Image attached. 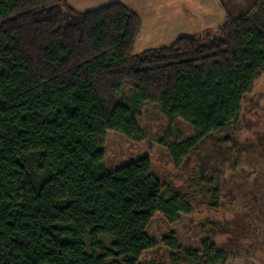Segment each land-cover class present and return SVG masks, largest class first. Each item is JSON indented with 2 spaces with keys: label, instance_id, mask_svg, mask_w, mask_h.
I'll return each mask as SVG.
<instances>
[{
  "label": "trees",
  "instance_id": "trees-1",
  "mask_svg": "<svg viewBox=\"0 0 264 264\" xmlns=\"http://www.w3.org/2000/svg\"><path fill=\"white\" fill-rule=\"evenodd\" d=\"M141 27L122 3L82 13L67 0H0V264H141L155 216L191 213L149 158L107 169L103 140L142 142L138 117L156 105L194 131L161 142L176 167L211 138L231 143L264 71V0L217 34L133 55ZM200 163L197 184L218 207L219 175ZM171 259L224 256L207 242Z\"/></svg>",
  "mask_w": 264,
  "mask_h": 264
},
{
  "label": "rangeland",
  "instance_id": "rangeland-1",
  "mask_svg": "<svg viewBox=\"0 0 264 264\" xmlns=\"http://www.w3.org/2000/svg\"><path fill=\"white\" fill-rule=\"evenodd\" d=\"M257 0H67L86 13L122 3L140 15L142 29L133 55L172 45L180 38L217 34L228 17L246 14ZM77 2V3H76ZM144 140L132 142L108 132L104 138L105 166L110 171L149 158L152 172L167 190L183 193L192 204L188 215L171 223L157 214L147 229L154 248L141 264H172V254L198 251L210 242L223 252L218 264H264V71L245 96L232 142L217 136L180 167L173 163L162 141L194 135L179 118L168 119L156 105H145L138 117ZM212 161L219 175V206L197 184L200 161ZM211 175V174H209ZM110 243V241L108 242Z\"/></svg>",
  "mask_w": 264,
  "mask_h": 264
},
{
  "label": "crops",
  "instance_id": "crops-1",
  "mask_svg": "<svg viewBox=\"0 0 264 264\" xmlns=\"http://www.w3.org/2000/svg\"><path fill=\"white\" fill-rule=\"evenodd\" d=\"M68 2H69V0H68ZM76 3H77V2H76ZM69 5H70L71 7H73L74 9H75V7H76V6H75V3H73V4H70V3H69ZM125 6H126V5H125ZM127 7H128V6H127ZM128 8H129V7H128ZM130 8H131V7H130ZM130 8H129V9H130ZM76 10H77V9H76ZM130 10L133 11V9H130ZM77 11H78V10H77ZM133 12H134V11H133ZM136 14L139 15L138 13H136ZM139 16H140V15H139Z\"/></svg>",
  "mask_w": 264,
  "mask_h": 264
}]
</instances>
